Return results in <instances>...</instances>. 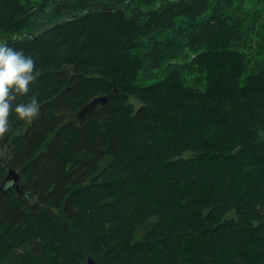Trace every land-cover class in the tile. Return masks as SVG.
Wrapping results in <instances>:
<instances>
[{"label":"trees","instance_id":"1","mask_svg":"<svg viewBox=\"0 0 264 264\" xmlns=\"http://www.w3.org/2000/svg\"><path fill=\"white\" fill-rule=\"evenodd\" d=\"M252 1L0 0L40 102L0 137V264H264Z\"/></svg>","mask_w":264,"mask_h":264},{"label":"clouds","instance_id":"2","mask_svg":"<svg viewBox=\"0 0 264 264\" xmlns=\"http://www.w3.org/2000/svg\"><path fill=\"white\" fill-rule=\"evenodd\" d=\"M38 75L30 55L0 40V137L10 130L11 113L18 120L28 122L39 115L40 102L36 97L26 103H16L18 96L29 93V86Z\"/></svg>","mask_w":264,"mask_h":264},{"label":"water","instance_id":"3","mask_svg":"<svg viewBox=\"0 0 264 264\" xmlns=\"http://www.w3.org/2000/svg\"><path fill=\"white\" fill-rule=\"evenodd\" d=\"M105 102H106V96H99L92 101V104L95 103L104 104ZM18 180H19L18 173L14 170H9L4 181L0 185V194L5 191L4 189L5 186H7V188L10 186H14L17 187L18 190H21L22 186L21 185L19 186ZM87 264H98V263L94 261L91 257H88Z\"/></svg>","mask_w":264,"mask_h":264},{"label":"bare ground","instance_id":"4","mask_svg":"<svg viewBox=\"0 0 264 264\" xmlns=\"http://www.w3.org/2000/svg\"><path fill=\"white\" fill-rule=\"evenodd\" d=\"M32 1V0H31ZM252 1V0H251ZM35 2V1H34ZM253 2V1H252ZM254 2H256L255 0H254ZM57 3V2H56ZM42 4V3H41ZM63 5V4H62ZM242 5V4H241ZM40 6H42V5H40ZM50 6V5H49ZM37 7H39V6H37ZM36 7V8H37ZM44 7V6H43ZM255 8V7H254ZM40 9V8H39ZM62 9V8H61ZM63 15V14H62ZM45 22V21H44ZM25 27H27V26H25ZM30 27H31V25H30ZM23 28H24V26H23ZM34 28V27H33ZM34 30H35V28H34ZM31 31V30H30ZM264 31V30H263ZM38 33V32H37ZM253 41V40H252ZM247 47V46H246ZM258 55V54H257Z\"/></svg>","mask_w":264,"mask_h":264},{"label":"rangeland","instance_id":"5","mask_svg":"<svg viewBox=\"0 0 264 264\" xmlns=\"http://www.w3.org/2000/svg\"><path fill=\"white\" fill-rule=\"evenodd\" d=\"M36 1L38 2V1H42V0H36ZM42 16H43V17H46L47 14H44V13H43ZM42 16H41V17H42Z\"/></svg>","mask_w":264,"mask_h":264}]
</instances>
